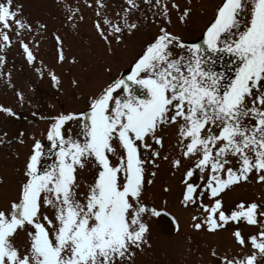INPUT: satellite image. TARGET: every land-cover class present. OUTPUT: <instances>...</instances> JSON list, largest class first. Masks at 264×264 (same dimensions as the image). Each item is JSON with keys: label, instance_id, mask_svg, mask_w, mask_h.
<instances>
[{"label": "snow or ice", "instance_id": "snow-or-ice-1", "mask_svg": "<svg viewBox=\"0 0 264 264\" xmlns=\"http://www.w3.org/2000/svg\"><path fill=\"white\" fill-rule=\"evenodd\" d=\"M128 3L136 6L134 0ZM11 9L12 0L0 3V24L10 28L11 19L19 28H25L24 22L16 19L18 13ZM189 12L186 10L180 19L185 20ZM114 31L121 29L116 26ZM0 35L5 41L9 39L3 31ZM100 35L107 40L103 31ZM205 44L206 49L196 44L186 46L179 37L161 29L134 62L127 81L114 80L92 100L90 114L85 117L90 123H85L82 130L87 138L83 144L65 138L61 131L67 121L75 118L73 115L56 119L47 139L53 142L52 148L59 145L58 164L41 172L43 152L37 141L27 164L29 179L22 187L20 201L12 204L10 214L0 211V264H117V257L134 255L131 249L146 242L145 234L149 232L144 215L162 214L143 203L147 161L141 159L137 142L150 148L146 138L151 137L162 147V137L156 135L161 126L177 124L182 142L188 141L184 156H197L195 168L201 173L210 168L212 175L205 191H210L212 197L241 179L247 180L253 169L260 172L259 180L264 182V0H223L206 28ZM172 46L184 48L187 56L173 59ZM24 50L29 62L33 61L26 44ZM221 53H231L242 62L223 91L222 74L205 66L212 60L210 54ZM52 79L59 83L55 75ZM129 82L145 89L147 98L137 95ZM0 110L12 114L10 109ZM246 119L255 123L249 126ZM249 152L255 153L254 159ZM110 155L118 157V162L113 164ZM230 156L240 162L238 173L225 167ZM89 159L98 167V175L81 202L76 171L77 167L83 169ZM174 163L180 166V160ZM194 171H187L189 179ZM196 191L197 186L186 182L185 205L195 202ZM204 194L200 192L201 197ZM43 205L55 209L54 219L41 212ZM221 207L220 200L211 208L205 207L211 231L223 226L216 219ZM239 207L241 211L231 216L219 211V220L227 224L245 218L250 225L258 223L255 203L247 209L243 204ZM26 226L32 231L22 253L14 240L18 230ZM194 226L199 229L201 224ZM234 235L241 245L245 244L240 231ZM260 236L264 240V232ZM251 242L264 253V242L258 243L255 236ZM254 260L255 256L248 257L247 264H254Z\"/></svg>", "mask_w": 264, "mask_h": 264}, {"label": "rangeland", "instance_id": "rangeland-1", "mask_svg": "<svg viewBox=\"0 0 264 264\" xmlns=\"http://www.w3.org/2000/svg\"><path fill=\"white\" fill-rule=\"evenodd\" d=\"M222 2L134 0L136 6L133 7L128 0H12L11 10L18 13L16 19L23 21L26 27L19 28L11 19L10 28L0 24V31L9 37L5 41L0 35V109H10L12 113L0 110V211L10 214L12 204L20 201L22 187L29 179L27 164L37 141L45 143L39 165L41 172L58 164L59 145L52 148L53 142L47 139L54 119L73 115L75 118L63 125L62 133L65 138L71 137L83 144L87 138L82 130L85 123H90L85 117L90 114L92 100L132 67L161 34V29L179 37L186 46L199 45L198 40L214 20ZM0 3L6 4L7 0ZM189 9L187 18L181 20V15ZM95 24H99V28ZM133 24L135 28L129 27ZM116 26L120 32L114 31ZM101 31L107 40L100 35ZM25 44L34 57L31 62L24 50ZM200 47L206 49V45ZM170 50L173 59L187 56L184 48L172 46ZM210 55L212 60L205 66L213 67L214 71L217 55ZM53 75L59 83L52 79ZM235 75L230 72L231 82ZM227 85L221 84V90ZM130 87L141 98H147L146 90L139 85ZM251 99L249 97V108L253 106ZM244 122L249 126L255 123L247 119ZM179 131L177 124L161 126L156 135L162 137V147L151 137L146 138L150 148L137 142L141 159L147 161L143 203L162 214L159 217L144 215L149 226L146 242L139 248L133 246L134 255L117 257V264H227L228 261L247 264V258L254 256V248L240 247L234 233L241 232L246 246H250L247 240L253 236L264 242L260 236L264 232V182L257 180L260 172L253 169L246 183L230 185L228 193L210 197L205 185L212 175L211 170L201 173L195 168L198 157L184 156V144L188 141L182 142ZM155 152L159 155H153ZM248 155L255 157L254 152ZM109 158L113 164L118 162V157L110 155ZM176 160H180L179 167L174 163ZM229 161L225 167L238 173L241 167L238 158L230 156ZM193 169L194 175L189 179L187 171ZM97 175L98 167L90 159L83 169L77 167L79 187L76 191L81 202ZM221 177L227 178L226 175ZM186 182L195 183L198 190L195 202L187 205L183 203ZM202 191L205 194L201 197ZM216 200L222 204L219 210H226L229 216V212L241 211L238 203L244 202L245 209L255 203L257 225L251 226L241 218L239 224L229 222L224 229L209 230V213L205 207H213ZM180 209L184 215L179 213ZM41 212L54 219L55 209L43 205ZM216 219L221 224L218 212ZM41 222L50 227L46 221ZM195 224L201 227L197 229ZM30 231L32 227L26 226L18 230L15 237L14 243L20 246L22 253L24 245L29 243ZM225 239L228 243H224ZM254 264H264V253L256 254Z\"/></svg>", "mask_w": 264, "mask_h": 264}, {"label": "trees", "instance_id": "trees-1", "mask_svg": "<svg viewBox=\"0 0 264 264\" xmlns=\"http://www.w3.org/2000/svg\"><path fill=\"white\" fill-rule=\"evenodd\" d=\"M240 59L234 55H232L230 58L225 57V55L219 57L217 65L218 67H216V70H214V72L219 73L225 75L226 72H228V69H230V67H235L236 69H238L239 67L242 66V62L240 64ZM217 69H221L222 71H217Z\"/></svg>", "mask_w": 264, "mask_h": 264}, {"label": "bare ground", "instance_id": "bare-ground-1", "mask_svg": "<svg viewBox=\"0 0 264 264\" xmlns=\"http://www.w3.org/2000/svg\"><path fill=\"white\" fill-rule=\"evenodd\" d=\"M226 193H228V190L225 192V194H226ZM1 196H2V195H1ZM1 196H0V197H1ZM179 213H180L181 215H184V211L181 210V209L179 210ZM224 243H228V242L226 241V239L224 240Z\"/></svg>", "mask_w": 264, "mask_h": 264}]
</instances>
